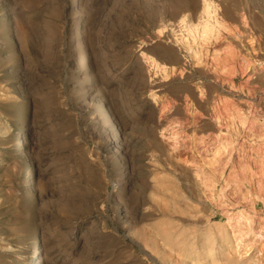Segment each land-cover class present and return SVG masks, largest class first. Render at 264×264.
<instances>
[{
    "label": "rangeland",
    "instance_id": "1",
    "mask_svg": "<svg viewBox=\"0 0 264 264\" xmlns=\"http://www.w3.org/2000/svg\"><path fill=\"white\" fill-rule=\"evenodd\" d=\"M181 2L0 0V264H264V0Z\"/></svg>",
    "mask_w": 264,
    "mask_h": 264
},
{
    "label": "bare ground",
    "instance_id": "2",
    "mask_svg": "<svg viewBox=\"0 0 264 264\" xmlns=\"http://www.w3.org/2000/svg\"><path fill=\"white\" fill-rule=\"evenodd\" d=\"M190 1H191V0H190ZM192 1H193L194 4H195L196 0H192ZM174 2H176V4L178 5V8H177V9L179 10V9H180V8H179V5L182 4L181 0H174ZM195 6H196V4H195ZM177 9H176V10H177Z\"/></svg>",
    "mask_w": 264,
    "mask_h": 264
}]
</instances>
